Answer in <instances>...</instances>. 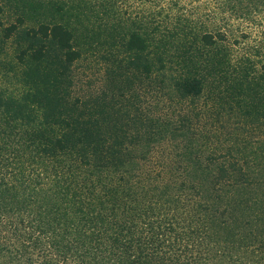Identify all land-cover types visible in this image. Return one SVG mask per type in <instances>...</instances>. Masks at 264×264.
Instances as JSON below:
<instances>
[{"label":"trees","instance_id":"obj_1","mask_svg":"<svg viewBox=\"0 0 264 264\" xmlns=\"http://www.w3.org/2000/svg\"><path fill=\"white\" fill-rule=\"evenodd\" d=\"M232 1L223 0L229 9L215 29L180 15L125 37L159 88L178 90L197 71L217 78L204 113L214 118L199 136L186 132L180 153L136 159L108 139L99 148L103 139L88 133L101 123L50 112L47 79L37 116L10 126L21 136H0V264H264V25L251 27L250 0ZM30 34L55 43L65 62L80 56L60 23ZM45 51L43 43L29 62ZM189 121L154 118L152 140L187 131Z\"/></svg>","mask_w":264,"mask_h":264},{"label":"rangeland","instance_id":"obj_2","mask_svg":"<svg viewBox=\"0 0 264 264\" xmlns=\"http://www.w3.org/2000/svg\"><path fill=\"white\" fill-rule=\"evenodd\" d=\"M224 4L223 0H0V136H21L17 130L12 133L10 126L24 129L27 124L18 122L37 116L34 111L45 103L44 90L50 82L54 84L53 95L47 98L50 112L64 115L71 111L75 118L85 115L101 123V131L88 133L103 139L99 148L105 149L108 139L113 150L128 144V152L136 159L144 154L143 159L167 151L182 152L186 132L199 136L201 123L214 118L204 113L219 95L217 78L197 71L196 80L178 90L159 88L155 75L144 79L141 66L149 59L126 50L123 43L130 31H151L159 22L179 21L180 15L198 28L215 29L228 8ZM249 5L254 19L250 25L261 29L264 1L250 0ZM233 16L232 24L242 27ZM42 23L68 28L79 58L65 62L64 51L55 43L32 37L30 30ZM43 43L44 60L31 64L30 52ZM202 76L207 79L203 84ZM160 116L190 119L189 129L154 142L151 122Z\"/></svg>","mask_w":264,"mask_h":264}]
</instances>
